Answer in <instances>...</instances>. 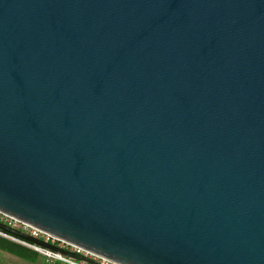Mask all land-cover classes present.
<instances>
[{
    "label": "water",
    "instance_id": "water-1",
    "mask_svg": "<svg viewBox=\"0 0 264 264\" xmlns=\"http://www.w3.org/2000/svg\"><path fill=\"white\" fill-rule=\"evenodd\" d=\"M0 212L117 264H264V0H0Z\"/></svg>",
    "mask_w": 264,
    "mask_h": 264
},
{
    "label": "built area",
    "instance_id": "built-area-1",
    "mask_svg": "<svg viewBox=\"0 0 264 264\" xmlns=\"http://www.w3.org/2000/svg\"><path fill=\"white\" fill-rule=\"evenodd\" d=\"M0 223L16 231L17 233L37 238L53 246H56L68 253L65 255L61 252H53L41 248L39 246L29 244L0 230L1 236L10 238L38 252L39 255L45 260L46 264H90L85 259L90 260L95 264H117L107 258H104L102 256L89 252L81 247L65 242L54 235L44 232L38 228H35L27 223L17 220L2 212H0Z\"/></svg>",
    "mask_w": 264,
    "mask_h": 264
},
{
    "label": "trees",
    "instance_id": "trees-1",
    "mask_svg": "<svg viewBox=\"0 0 264 264\" xmlns=\"http://www.w3.org/2000/svg\"><path fill=\"white\" fill-rule=\"evenodd\" d=\"M3 227L4 230H6V232L9 230L11 234L17 233L16 231L10 229L9 227H6L4 225ZM0 249L9 252L11 254L17 255L22 259L31 262H36L40 258L39 253L36 252L35 250L6 237H0Z\"/></svg>",
    "mask_w": 264,
    "mask_h": 264
},
{
    "label": "crops",
    "instance_id": "crops-1",
    "mask_svg": "<svg viewBox=\"0 0 264 264\" xmlns=\"http://www.w3.org/2000/svg\"><path fill=\"white\" fill-rule=\"evenodd\" d=\"M0 237H5L1 236ZM7 238V237H6ZM46 264L45 260L40 256V258L36 262H31L21 257L6 252L0 249V264Z\"/></svg>",
    "mask_w": 264,
    "mask_h": 264
},
{
    "label": "rangeland",
    "instance_id": "rangeland-1",
    "mask_svg": "<svg viewBox=\"0 0 264 264\" xmlns=\"http://www.w3.org/2000/svg\"><path fill=\"white\" fill-rule=\"evenodd\" d=\"M39 264H41V263H39Z\"/></svg>",
    "mask_w": 264,
    "mask_h": 264
}]
</instances>
